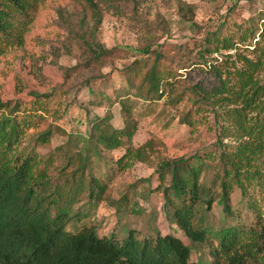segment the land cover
<instances>
[{"label": "trees", "instance_id": "obj_1", "mask_svg": "<svg viewBox=\"0 0 264 264\" xmlns=\"http://www.w3.org/2000/svg\"><path fill=\"white\" fill-rule=\"evenodd\" d=\"M47 1L51 0H0V57L6 48L25 44L28 27ZM71 1L80 9L83 22H93L89 34L94 37L103 20L100 4L110 0ZM260 18L259 12L258 30L248 31L254 39ZM211 36L207 47L215 49L208 53L219 52L220 43L223 49L237 50L248 39L246 34L238 40ZM84 42L90 54L86 67H102L122 56L118 49ZM251 53H237L235 59L227 55L233 59L231 64L211 65L191 89L193 107L180 113L179 123L195 132L204 124L200 114H213L218 143L214 150L190 158L162 156L164 145L156 140L140 147L134 144L138 131L134 103L153 104L167 92L170 70L162 50L146 48L143 57L124 70L125 83L117 91L122 128L112 122L111 98L90 90L98 107L106 102L110 109L105 116L91 119L76 152L68 146L46 157L39 152L38 147L49 146L55 134L68 135L60 127L29 135L30 130L36 131L37 113L48 111L49 95L33 93L30 102L0 100V264H206L193 261L191 248L170 234L158 232L139 239L130 230L120 240L114 234L100 236L94 226L68 230L72 221L92 213L105 197L108 183L135 162L156 163L160 185L151 192L163 194L167 218L187 238L208 244L210 264H264V44ZM183 101L180 97L176 103ZM229 138L239 143L224 145L223 139ZM74 140L70 135L68 144L75 145ZM117 150L124 154L116 162L104 156ZM59 161L65 163L60 169L62 184L51 175ZM236 191L241 194L239 204L233 203ZM85 194L90 200L87 213H75L74 205ZM215 205L221 208L220 216L213 213Z\"/></svg>", "mask_w": 264, "mask_h": 264}, {"label": "rangeland", "instance_id": "obj_2", "mask_svg": "<svg viewBox=\"0 0 264 264\" xmlns=\"http://www.w3.org/2000/svg\"><path fill=\"white\" fill-rule=\"evenodd\" d=\"M263 1L110 0V4H100L103 20L94 37L89 34L93 22H83L80 9L71 0L47 1L28 27L25 44L6 48L0 57V100L30 102L33 93L49 95L48 111L37 113L36 131L30 130L29 135L34 137L50 127H60L68 135L55 134L49 146L38 147L39 152L46 157L60 146H68L76 152L83 145L91 119L95 115L105 116L110 109L106 102L98 107L90 90L104 92L111 98L112 122L122 128L124 116L117 102V91L124 86V70L143 57L146 48L162 50L168 55L166 63L170 70L165 80L167 92L156 103H134L133 112L138 122L135 146L156 140L164 145L160 154L170 159L190 158L199 152L214 150L218 143L214 115L200 114L204 124L193 132L179 123L180 113L193 107L191 89L211 65L229 61L228 66L237 53L253 56L252 50L264 44L263 35L258 33L255 39L249 35L250 31L258 30L257 16ZM243 34L248 39L238 44L237 50L223 49L220 43L217 44L219 52L208 53L215 49V46L210 50L207 47L211 35L238 40ZM85 40L107 50L118 49L122 56L111 58L102 67H86L90 54ZM180 97L184 101L177 104ZM70 135L76 139L73 147L68 144ZM26 143H30L29 140ZM223 143L239 142L229 138L223 139ZM123 154V150H117L105 152L104 156L116 162ZM64 165L62 161L56 162L51 172L52 179L60 184L64 182L60 173ZM155 168V162H135L120 171L108 183L105 197L92 213L77 222L72 221L68 230L94 226L100 236L114 234L120 240L126 238L130 230H135L139 239L155 237L158 232L170 234L181 238L191 248L193 261L210 264L208 244L187 238L167 218L163 194L151 192L160 185ZM262 171L264 173V166ZM89 201L88 194L83 195L73 207L75 213H87ZM240 201L241 194L236 191L233 203ZM261 207L264 215V200ZM213 213L220 216L221 208L215 205Z\"/></svg>", "mask_w": 264, "mask_h": 264}, {"label": "built area", "instance_id": "obj_3", "mask_svg": "<svg viewBox=\"0 0 264 264\" xmlns=\"http://www.w3.org/2000/svg\"><path fill=\"white\" fill-rule=\"evenodd\" d=\"M261 18L259 21V35L264 34V6L260 10Z\"/></svg>", "mask_w": 264, "mask_h": 264}]
</instances>
